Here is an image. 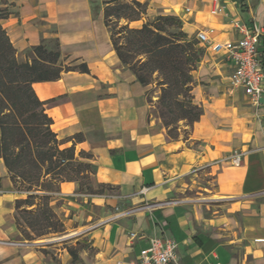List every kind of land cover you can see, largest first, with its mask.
<instances>
[{
    "label": "crops",
    "instance_id": "0c3cea01",
    "mask_svg": "<svg viewBox=\"0 0 264 264\" xmlns=\"http://www.w3.org/2000/svg\"><path fill=\"white\" fill-rule=\"evenodd\" d=\"M97 1L101 7L94 17L91 0H0L7 13L1 22L20 63L37 57L36 46L52 49L58 43L63 66L87 65L89 71L77 68L54 80L33 82L53 118V130L66 140L64 146L76 134L84 135L76 148L93 154L101 182L115 185L125 206L158 204L94 230L88 237L91 248L78 250L77 260L61 252L53 257L18 230L13 210L27 193L16 189L0 158V264H126L156 235L173 238L188 264H264V103L251 105L243 94L244 101L238 100L230 92L229 65L206 46L205 57L212 60H202L203 69L192 75V91L204 112L189 139H172L148 101L157 100L160 89L142 84L122 62L104 22L107 0ZM138 1L146 13L130 23L133 27L173 14L171 6L181 0ZM242 3L247 9L243 15L261 24V38L264 0H228L235 15ZM196 10V2L183 10L189 36L194 28V33L208 34L202 27L213 17ZM211 24L216 33L208 35L214 41L236 38L233 29L218 31V24ZM259 48L264 54L261 39ZM234 153H241L239 163L233 162ZM79 186L78 181L64 182L53 199L71 202ZM187 186L202 192L173 202ZM126 228L138 237L130 239Z\"/></svg>",
    "mask_w": 264,
    "mask_h": 264
},
{
    "label": "trees",
    "instance_id": "16d2710c",
    "mask_svg": "<svg viewBox=\"0 0 264 264\" xmlns=\"http://www.w3.org/2000/svg\"><path fill=\"white\" fill-rule=\"evenodd\" d=\"M90 4L95 17L101 4L97 0ZM241 6L247 10L244 3ZM103 11L122 62L142 84L160 89L159 98L148 97V101L157 107L169 136L174 140L189 139L204 112L192 91V75L204 55V45L189 37L182 30V21L174 15H159L154 22L131 26L146 13L138 0H107ZM6 15V10L0 8V158L16 189L27 193L16 200L13 211L18 230L33 242L65 230L51 205L52 198L64 182L78 181L83 185L91 171V162L83 159H94L93 154L76 148V142L84 139L81 133L72 137L71 145L64 146L66 140L53 130V118L46 112L33 82L57 79L63 71L89 69L85 63L63 66L58 43L54 49L36 46L37 57L20 63L1 22ZM181 121L189 128L184 129L183 138ZM81 248H67L74 261ZM41 250L55 256L47 249Z\"/></svg>",
    "mask_w": 264,
    "mask_h": 264
},
{
    "label": "rangeland",
    "instance_id": "374dc122",
    "mask_svg": "<svg viewBox=\"0 0 264 264\" xmlns=\"http://www.w3.org/2000/svg\"><path fill=\"white\" fill-rule=\"evenodd\" d=\"M195 2L197 3L196 11L200 10L203 11V13H206L207 15L211 14L213 16L209 22L218 24V31H220L221 28L226 29L229 32L233 29L232 33L237 36V33H235V24L240 21V16L243 15V13H245L246 11L242 9V6L240 8V5H238V10L240 11V13L235 15L229 9L228 0H221L219 2L215 0H181L178 5L171 6V11L173 13L171 15L177 16L182 21L183 31H185L184 26L188 25L187 17L183 15L184 7L192 6L195 4ZM238 4H240V1H238ZM180 15H183L185 19L182 20ZM194 16L191 18L192 20L194 19ZM155 19L151 22H154ZM241 19L247 22L253 28L261 27V24L259 25L256 22V19L252 16L246 18L244 14ZM210 23H205V26L202 28L208 29V34L214 35L212 33L216 32L211 30L214 25H210ZM171 29L173 30L174 28ZM194 29L190 31L192 33V36H188L196 39L194 37ZM260 39L264 43V36H262ZM54 48L55 44L52 46V49ZM202 60H205L206 62L212 60V58L205 57L204 52L201 61ZM201 61L198 64L197 70L200 67H203L201 65ZM153 87L157 88L156 86ZM226 87L229 89V85H226ZM230 92L235 93L236 98L238 100L244 101V96H242V94H239L233 91L232 89L230 90ZM180 126V134L183 138L185 135L184 129L188 127L185 126L184 121L180 122ZM83 160L91 162V171L89 172V178L83 179V185H80V183L78 182L80 185L79 188H77L74 193L70 196L72 201L69 202L66 199L60 197H55L54 199L52 198L51 201V205L54 211L59 215V217L63 220L65 224V230L56 234L52 233L44 235L33 240V242L38 243L41 249H47L50 253L54 254L56 252H61L70 254L67 249L68 247L91 248V242L88 240V237L92 235L94 230H98L100 228L105 227L115 219L130 217L132 216L133 211L145 210L146 208H150L151 206L158 204H146L143 201L140 204H136L131 207L129 206L130 204H127L125 206L123 198L121 197V193H119V189L115 185L101 182L103 180V176L97 173L93 160ZM141 191L143 192L145 191V189H141ZM182 191L183 192H181L179 195H176L175 200H173V202H178L179 200H182L184 198H195L202 192V190H200L199 188H190L189 186H187L186 189H183ZM124 232L130 239H135L136 237H138V233L132 229L126 228ZM56 236H62V238L50 242H46L44 240L46 238Z\"/></svg>",
    "mask_w": 264,
    "mask_h": 264
},
{
    "label": "built area",
    "instance_id": "2783aa9c",
    "mask_svg": "<svg viewBox=\"0 0 264 264\" xmlns=\"http://www.w3.org/2000/svg\"><path fill=\"white\" fill-rule=\"evenodd\" d=\"M237 33L233 41L216 42L206 31L198 30L195 38L204 47L210 46L229 65L231 89L247 97L249 103H264V54L260 51L261 30L240 20L235 24ZM241 153H234L232 160L239 163ZM122 264V262H117ZM126 264H188L178 255V243L170 237L153 236L138 255Z\"/></svg>",
    "mask_w": 264,
    "mask_h": 264
},
{
    "label": "bare ground",
    "instance_id": "6f19581e",
    "mask_svg": "<svg viewBox=\"0 0 264 264\" xmlns=\"http://www.w3.org/2000/svg\"><path fill=\"white\" fill-rule=\"evenodd\" d=\"M61 238H62V236H56V237H49V238H46L44 240L48 242V241H53V240H57V239H61Z\"/></svg>",
    "mask_w": 264,
    "mask_h": 264
},
{
    "label": "water",
    "instance_id": "95a60500",
    "mask_svg": "<svg viewBox=\"0 0 264 264\" xmlns=\"http://www.w3.org/2000/svg\"><path fill=\"white\" fill-rule=\"evenodd\" d=\"M46 242H47V241H46ZM48 242H50V241H48ZM30 243H31V241H30ZM32 243L38 244V243H36V242H32Z\"/></svg>",
    "mask_w": 264,
    "mask_h": 264
}]
</instances>
